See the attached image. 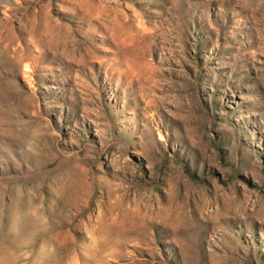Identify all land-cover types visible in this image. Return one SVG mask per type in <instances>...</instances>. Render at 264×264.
<instances>
[{"label": "rangeland", "instance_id": "obj_1", "mask_svg": "<svg viewBox=\"0 0 264 264\" xmlns=\"http://www.w3.org/2000/svg\"><path fill=\"white\" fill-rule=\"evenodd\" d=\"M0 264H264V0H0Z\"/></svg>", "mask_w": 264, "mask_h": 264}]
</instances>
